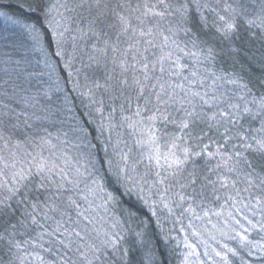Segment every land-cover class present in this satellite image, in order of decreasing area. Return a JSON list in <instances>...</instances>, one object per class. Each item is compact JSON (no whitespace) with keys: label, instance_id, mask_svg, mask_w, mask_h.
Listing matches in <instances>:
<instances>
[{"label":"snow or ice","instance_id":"snow-or-ice-1","mask_svg":"<svg viewBox=\"0 0 264 264\" xmlns=\"http://www.w3.org/2000/svg\"><path fill=\"white\" fill-rule=\"evenodd\" d=\"M26 3L34 18L14 23L47 70L26 75L49 83L24 101L41 114L0 106V264H161L147 227L155 221L163 231L168 220L184 233V264H264V62L250 78L242 46L243 37L264 44V0ZM150 49L158 50L151 59ZM61 63L70 90L57 75ZM92 65L103 68V83L87 74L81 82ZM101 90L110 101L119 93L135 102V119L123 115L124 104L105 117ZM58 92L66 110L75 107L72 92L85 109L71 140L62 133L74 149L61 151L62 163L43 154L55 147L47 128L39 136L23 130L49 120ZM118 111L138 137L135 151L113 140Z\"/></svg>","mask_w":264,"mask_h":264},{"label":"trees","instance_id":"trees-1","mask_svg":"<svg viewBox=\"0 0 264 264\" xmlns=\"http://www.w3.org/2000/svg\"><path fill=\"white\" fill-rule=\"evenodd\" d=\"M77 12H80L78 9ZM84 15H87L84 13ZM24 17L34 18V14L29 12L28 5L26 0H0V106L2 105H10L17 112H21L24 110H28L33 112L36 109L39 114L40 113V105H37L36 108L31 109L27 108L24 101L28 96L34 94L37 89L43 91V87L49 83L48 76H32L29 77L26 75V72H45L47 71L43 64L41 63L42 57L39 53L32 51L30 46L27 44L26 34L23 32L20 24L14 23V21L22 20ZM71 27L74 29L76 27V23L73 22ZM75 33L73 32L72 35ZM112 35L113 39H115L114 33H109ZM124 39L123 37L121 38ZM242 46L246 51H249V60L243 63L245 73L252 79L261 76V63L264 62V44L261 43L259 38L256 39H248L247 37L242 38ZM95 40H91L88 42L89 48L90 44L94 43ZM68 50H71V39H69ZM157 52V49H150L149 52L145 53L149 58H152V53ZM90 54V53H89ZM84 58V63H89L87 60V54L81 53ZM26 61L23 65L18 66L16 61ZM224 66L227 70H232L231 61L224 59ZM76 68H81L80 61L77 60L74 65ZM239 65H237V69H239ZM111 68V65H109ZM87 74L89 79H98L101 83L104 82V70L102 67L98 68L96 65H92L90 68H82L81 71V82L83 83V76ZM187 74V73H185ZM57 75L61 78V86H64V78H68V71L63 69V65L61 63L60 70ZM53 81H55L56 76H53ZM67 84L66 90L71 89L70 78ZM40 81H43L44 84H41ZM128 93H125L127 95ZM117 99L114 101L109 100V94L104 93L102 90L98 94V99L102 98L105 102V117L108 116L109 111L112 106L117 107L119 109L120 104L125 105V110L123 112L124 116H133L135 111V102L129 105L122 97L119 96V93L116 94ZM64 93L58 92L54 93L51 98L52 111L49 114V120L47 121H29L32 125L30 129H23V124L21 125L22 129L26 131L29 135L39 136L43 135L42 131H39L42 128H47L48 132L52 134L51 141L52 147L50 145H45L43 148V154L48 156L51 152L53 154V158L56 159L57 163H62L59 159L62 150H67L69 155L74 151V149L70 147H66L62 141L66 138L62 135L63 132H69V137L67 139L71 140L72 133L70 131L71 126L75 123V119L78 118L79 114L85 111V109L81 106V98L77 97L74 92L71 93L70 98L74 99L75 107L69 105L68 108L71 110H66L62 105L61 101L63 100ZM41 104L49 103L41 98ZM87 102L86 100L84 101ZM140 104L143 106V101H140ZM60 109V110H56ZM74 113L76 116L74 117ZM120 113L119 111L116 113V120L114 121V128L112 130L113 140L119 136V138L123 141H126L129 146L130 140L126 139L121 130L124 129L123 124L120 123ZM133 119L135 117L133 116ZM159 127V125H157ZM123 127V128H122ZM173 130L171 126H169L168 131ZM21 130H17V135L14 139H24V136L20 134ZM125 134V133H124ZM59 137V138H57ZM3 148V144L0 143V149ZM28 151H33L32 145H26ZM10 149H5V152ZM99 203V201H97ZM99 216L102 211L98 210ZM186 226V221L184 222ZM180 226L179 222L175 223L173 227V221L168 220L162 224L163 231H161V226L156 225L155 221L147 227L148 238L151 240L152 244L156 248V254L159 258L161 264H180V249L178 246V242L175 238L181 237V232H179V228L173 230L177 225ZM170 233L172 239H164L165 235ZM184 235V233H183ZM139 256H137V259Z\"/></svg>","mask_w":264,"mask_h":264},{"label":"rangeland","instance_id":"rangeland-1","mask_svg":"<svg viewBox=\"0 0 264 264\" xmlns=\"http://www.w3.org/2000/svg\"><path fill=\"white\" fill-rule=\"evenodd\" d=\"M33 112H36L37 114H39V112L36 110V109H34L33 110ZM123 127H124V129H122L121 130V133L125 136V137H127L126 139H128V140H130V144H132L130 147H133V149H134V151H135V148H136V146H135V144H134V140L136 139V138H138L137 136H135L134 134H133V131H132V129H130V128H128L125 124H123ZM122 127V128H123ZM125 133V134H124ZM99 210V209H98ZM100 211H102V213H101V217H103L104 215H105V213H104V211H103V209H100ZM213 223H215V221H213ZM177 225V224H176ZM177 227L179 228L180 226H176L173 230H176L177 229ZM208 227H210V225H208ZM181 237H179V239L178 238H175L177 241L176 242H178V246H179V249H180V257H179V263L180 264H184V259H185V256L187 255V250L185 249V247H184V244H183V238H184V235H183V233H182V235H180ZM189 240L191 241V242H193V243H197V241H196V238H194V237H192L191 235H189ZM198 246V248L201 250V252L203 251V245H201V244H198L197 245ZM202 258V257H201ZM190 259L193 261V262H195V260H196V257L195 256H192V257H190Z\"/></svg>","mask_w":264,"mask_h":264}]
</instances>
